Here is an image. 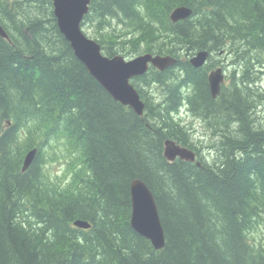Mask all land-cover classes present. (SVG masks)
<instances>
[{
	"label": "trees",
	"instance_id": "16d2710c",
	"mask_svg": "<svg viewBox=\"0 0 264 264\" xmlns=\"http://www.w3.org/2000/svg\"><path fill=\"white\" fill-rule=\"evenodd\" d=\"M182 5L193 13L173 21ZM0 23V264H264V0H91L84 30L104 54L179 60L132 79L144 115L76 56L53 0H0ZM224 60L232 81L214 98L209 71ZM183 110L205 121L213 161ZM167 139L196 161L168 160ZM136 178L156 199L161 249L131 225Z\"/></svg>",
	"mask_w": 264,
	"mask_h": 264
},
{
	"label": "water",
	"instance_id": "95a60500",
	"mask_svg": "<svg viewBox=\"0 0 264 264\" xmlns=\"http://www.w3.org/2000/svg\"><path fill=\"white\" fill-rule=\"evenodd\" d=\"M90 3L91 0H53L54 13L59 29L70 42L76 56L104 88L116 100L129 105L137 114L143 115L145 102L131 82L132 78L144 75L151 65L160 70H166L177 64L179 60L169 54L161 55L151 52L142 53L130 59L121 54L114 56L104 54L101 44L96 39L88 36L83 28L85 16L90 10ZM192 13V8L185 5L178 6L172 11L171 19L178 21L189 17ZM0 34L8 37L7 31L1 23ZM209 55L208 50H200L190 57V62L195 67H201L207 62ZM224 81L225 71L223 67L219 66L210 71L209 84L214 98L221 93ZM164 154L170 161L176 158L190 161H196L197 159L194 150L173 139L166 140ZM36 155L37 148L27 152L23 162V171L29 168ZM198 163L200 164V161ZM131 197L132 227L151 240L156 249L163 248L166 242L165 231L152 190L145 181L136 178L131 183ZM74 225L80 228H89L91 223L83 219H77Z\"/></svg>",
	"mask_w": 264,
	"mask_h": 264
},
{
	"label": "rangeland",
	"instance_id": "374dc122",
	"mask_svg": "<svg viewBox=\"0 0 264 264\" xmlns=\"http://www.w3.org/2000/svg\"><path fill=\"white\" fill-rule=\"evenodd\" d=\"M86 31L90 33L88 29ZM224 64L227 67L226 73L228 75V81L226 82V84L229 82L231 83L232 74L234 72V67L230 64L228 60H224ZM261 83L263 84V88H264V77L261 80ZM258 114L259 116H262V117L264 116L263 107L259 109ZM181 116H182V123L186 125L187 128H189L190 131L194 134L193 137L195 138V141L197 142L199 146L202 147V151L207 157V159L210 161H213L216 157V152L208 147V145L212 141H211L210 136H205L209 134V131H207L204 122H202L199 118H194L193 116L188 114L186 110L182 111ZM55 157H56V160L51 162L50 170L54 174L62 175L66 172L65 168L67 167L66 164H67L68 157L66 156V153L64 150H62V152L59 153V155Z\"/></svg>",
	"mask_w": 264,
	"mask_h": 264
},
{
	"label": "flooded vegetation",
	"instance_id": "af4514ba",
	"mask_svg": "<svg viewBox=\"0 0 264 264\" xmlns=\"http://www.w3.org/2000/svg\"><path fill=\"white\" fill-rule=\"evenodd\" d=\"M232 65V64H231ZM220 66H222L223 68H224V70H225V72H226V69H227V67H226V65L224 64V61H222V63L220 64ZM233 66V65H232ZM234 67V66H233ZM235 69V68H234ZM228 81V75H227V73H226V75H225V82H224V85H228L229 83H227L226 84V82ZM264 117V116H263ZM204 121V120H203ZM204 123H205V121H204ZM205 136H211L210 135V133L208 134V135H205Z\"/></svg>",
	"mask_w": 264,
	"mask_h": 264
},
{
	"label": "bare ground",
	"instance_id": "6f19581e",
	"mask_svg": "<svg viewBox=\"0 0 264 264\" xmlns=\"http://www.w3.org/2000/svg\"><path fill=\"white\" fill-rule=\"evenodd\" d=\"M189 58H190V57H189ZM222 87H223V86H222ZM221 93H222V92H221ZM221 93H220V94H221Z\"/></svg>",
	"mask_w": 264,
	"mask_h": 264
}]
</instances>
